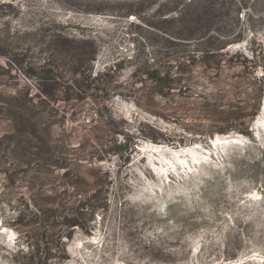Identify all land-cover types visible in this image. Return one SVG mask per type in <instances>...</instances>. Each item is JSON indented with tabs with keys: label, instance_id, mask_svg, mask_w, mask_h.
Instances as JSON below:
<instances>
[{
	"label": "rangeland",
	"instance_id": "1",
	"mask_svg": "<svg viewBox=\"0 0 264 264\" xmlns=\"http://www.w3.org/2000/svg\"><path fill=\"white\" fill-rule=\"evenodd\" d=\"M160 1L0 0V264H264V0L202 44Z\"/></svg>",
	"mask_w": 264,
	"mask_h": 264
},
{
	"label": "trees",
	"instance_id": "2",
	"mask_svg": "<svg viewBox=\"0 0 264 264\" xmlns=\"http://www.w3.org/2000/svg\"><path fill=\"white\" fill-rule=\"evenodd\" d=\"M228 1V0H227ZM226 0H162L160 1L159 8L164 7L166 10L172 6L170 11L173 13V21H179L180 27H178L179 33L178 38L182 41L181 43L193 44L195 42L203 43L206 36L218 37L216 31H219L217 24L219 19L225 13L228 14L230 7H228V2ZM235 4L236 16L246 7L242 0H231ZM204 38V39H203ZM210 43V41H209ZM226 45H221L217 43L214 47H209L210 49H196L195 52L187 51L183 55H179L175 59V63H171L170 69L163 73L160 68H154L152 71L147 73L149 79H151L155 84L160 87V92L163 93L164 90H168L171 93H182L183 90H189L190 85L182 84L184 82V77L193 63L196 55L202 58V61L206 67L214 66L216 69L220 67V62L217 59L219 56L224 54H230L231 51L225 49ZM239 51L234 52L237 55ZM244 55V54H243ZM247 61L254 63V60L248 59ZM173 65H176L177 71L173 72ZM234 107L229 106L227 109L223 106L221 113L223 117L221 121L226 123L225 127L221 128L219 131L222 134H229L233 130H238L243 132V128L250 126L246 120H243V115L240 114V109H231ZM18 156H16L17 158ZM25 156L22 155L21 158ZM40 212L37 209L35 216L41 218Z\"/></svg>",
	"mask_w": 264,
	"mask_h": 264
},
{
	"label": "bare ground",
	"instance_id": "3",
	"mask_svg": "<svg viewBox=\"0 0 264 264\" xmlns=\"http://www.w3.org/2000/svg\"><path fill=\"white\" fill-rule=\"evenodd\" d=\"M152 146H153L154 148H156L157 150H158L160 147H162V145H158V144H152ZM154 148H153V149H154ZM194 159L197 160L198 158L194 157ZM197 162H200L199 159L197 160ZM201 162H203V161H201ZM196 165H197V163H196ZM171 172L174 173V171H171ZM174 174H175V173H174Z\"/></svg>",
	"mask_w": 264,
	"mask_h": 264
},
{
	"label": "built area",
	"instance_id": "4",
	"mask_svg": "<svg viewBox=\"0 0 264 264\" xmlns=\"http://www.w3.org/2000/svg\"><path fill=\"white\" fill-rule=\"evenodd\" d=\"M3 4H14L13 0H2Z\"/></svg>",
	"mask_w": 264,
	"mask_h": 264
}]
</instances>
